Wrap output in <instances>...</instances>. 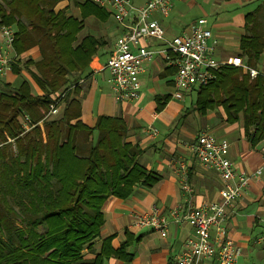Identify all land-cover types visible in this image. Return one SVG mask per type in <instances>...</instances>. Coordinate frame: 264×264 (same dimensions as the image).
<instances>
[{"label":"trees","instance_id":"1","mask_svg":"<svg viewBox=\"0 0 264 264\" xmlns=\"http://www.w3.org/2000/svg\"><path fill=\"white\" fill-rule=\"evenodd\" d=\"M57 2L0 0V23L16 27L17 54L37 45L43 56L27 63L40 92L26 79L12 91L0 90V264H104L110 256L123 257L127 242L114 249L107 237L94 258H85L84 249L100 235L102 205L109 195L126 198L136 185L160 179L138 162L141 149L124 140L128 125L122 118L100 115L94 126L81 120L76 89L68 90L71 74L87 71L107 41L91 34L79 40L83 19L56 12ZM75 4L82 18L109 17L93 0ZM259 13L247 14L249 34L241 39L240 55L253 67L264 52ZM13 69L20 70L16 64ZM59 98L60 114L46 118ZM195 104L203 114L223 106L227 121L242 120L252 145L264 140L261 75L251 79L240 67L224 66L217 79L197 88ZM25 113L34 124L26 132Z\"/></svg>","mask_w":264,"mask_h":264},{"label":"crops","instance_id":"2","mask_svg":"<svg viewBox=\"0 0 264 264\" xmlns=\"http://www.w3.org/2000/svg\"><path fill=\"white\" fill-rule=\"evenodd\" d=\"M132 1L142 5L148 0ZM258 9L264 31V0H176L167 16L156 14V18L168 38L187 31L199 17L206 18V24L212 31L211 42H216L217 58L241 57L250 66L247 57L240 55L241 39L249 34L246 29L247 14ZM54 10H63L66 16L83 19L79 40L91 34L104 37L107 41L93 56L87 71L71 74V85L76 84L72 88L76 89L73 97L83 108L81 120L94 126L100 115L122 118L128 125L124 140L142 151L138 162L160 177L152 186L136 185L126 198L109 195L105 199L100 235L84 249L85 258H94L101 251L103 240L111 237L110 244L114 249L127 242L126 252L123 257L106 258L104 264H171L185 250L187 239L195 234L186 220L175 222L171 211L178 206L186 208L190 203L208 206L220 198L222 187L217 172L197 160L191 144L202 131L210 130L217 139L229 141L227 156L237 173H252L263 162L264 140L252 145L245 136L242 120L227 121V114L221 105L206 109L204 114L199 112L195 104L198 87L177 92L175 73L170 69L173 66L164 63L161 57L148 63L141 74L139 99L115 100L110 73L104 65L114 50L117 37L123 32L121 25L111 13L104 20L93 14L82 18L75 0H58ZM192 10L195 12L191 13ZM197 11H200L199 14L193 15ZM10 26L16 32L15 25ZM2 39L0 31V42ZM154 44L158 45L159 41H154ZM11 55L13 64L20 70L12 68L11 72L0 76V90L6 91V87L12 91L26 79L35 91L40 92L30 72L34 66L27 65L29 60L42 59L39 46L35 45L18 55L13 45ZM254 68L264 70V52ZM184 115L185 125L181 122L178 127V118ZM148 127L156 128L158 133L151 135ZM182 168L187 173L190 191L182 188ZM153 205L159 207L168 219L165 232L136 224L137 216L151 211ZM225 227L233 243L241 248L237 264H252L264 257V173L252 178L242 194L233 201ZM211 232L215 237L216 230ZM129 255L131 259L127 261ZM212 262L213 258H208L203 264Z\"/></svg>","mask_w":264,"mask_h":264},{"label":"built area","instance_id":"3","mask_svg":"<svg viewBox=\"0 0 264 264\" xmlns=\"http://www.w3.org/2000/svg\"><path fill=\"white\" fill-rule=\"evenodd\" d=\"M97 5L105 7L113 18L123 28L117 37L115 47L104 68L110 73V80L117 101L135 100L141 96V74L146 66L156 57H161L164 63L176 68V91L189 90L207 85L217 79L222 67L241 66L248 71L250 77H263L264 70L250 67L241 57L227 60L218 59L215 51L216 42H211L212 31L207 26V19L199 17L190 25L187 31L171 38L165 36V31L156 14L167 16L176 0H148L142 5H136L132 0H93ZM2 42H0V76L12 71L13 56L11 49L16 39V32L9 25L0 26ZM159 41L158 45L154 41ZM76 84L69 86L68 90ZM63 93L61 98H63ZM61 98L51 104L46 118L59 114L63 106ZM25 132L34 124L27 113L21 116ZM41 123V122H40ZM151 135L158 130L148 127ZM229 141L217 139L207 130L202 131L191 149L197 160L204 166L215 170L222 181L220 198L208 206H178L171 211L175 222L187 221L195 234L186 241L185 250L171 264H203L208 258H213L212 264H237L241 248L233 243L227 235L225 223L228 209L249 185L252 178H258L264 173V159L252 173H237L232 161L227 156ZM182 188L190 191L188 176L182 168ZM136 224L149 226L166 231L167 217L161 209L153 205L151 211L137 216ZM212 229L216 230L215 237Z\"/></svg>","mask_w":264,"mask_h":264},{"label":"rangeland","instance_id":"4","mask_svg":"<svg viewBox=\"0 0 264 264\" xmlns=\"http://www.w3.org/2000/svg\"><path fill=\"white\" fill-rule=\"evenodd\" d=\"M192 12H195V11L192 10L191 13H192ZM199 12H200V11H197V12L194 13L193 15H197V14H199ZM241 69H242V73H243V74L249 75V73H248L247 70H245L244 68H241ZM106 73H107V72H106ZM18 79H20V78H18ZM251 79H253V78L251 77ZM18 81L20 82L21 80H18ZM35 87H36V86H35ZM36 89H37V88H36ZM4 90L8 91L9 89H7V88L5 87ZM37 90H38V89H37ZM9 91H10V90H9ZM193 96H195V93H193ZM194 100H195V97H194ZM183 103H185V101H183ZM59 114H60V112H59ZM198 115H199L200 118L204 117V116L201 115V114H198ZM204 119H205V117H204ZM178 120H179V121H178V122H179L178 127H180V125H182L181 122H183V124L185 125V115H184L183 117H182V116L179 117ZM209 132L216 136V134L213 133L212 131L209 130ZM216 137H217V136H216ZM43 230H45V228H43ZM262 247H263V246H262ZM252 264H264V257H262L260 260H258V261L255 262V263H252Z\"/></svg>","mask_w":264,"mask_h":264}]
</instances>
